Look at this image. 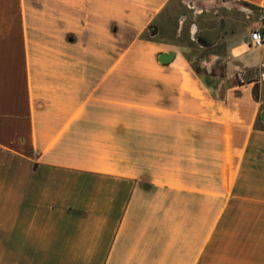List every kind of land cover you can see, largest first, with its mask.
I'll return each mask as SVG.
<instances>
[{
  "label": "crops",
  "instance_id": "1",
  "mask_svg": "<svg viewBox=\"0 0 264 264\" xmlns=\"http://www.w3.org/2000/svg\"><path fill=\"white\" fill-rule=\"evenodd\" d=\"M237 1L260 18L203 56L178 0H0V264H264V0Z\"/></svg>",
  "mask_w": 264,
  "mask_h": 264
},
{
  "label": "rangeland",
  "instance_id": "2",
  "mask_svg": "<svg viewBox=\"0 0 264 264\" xmlns=\"http://www.w3.org/2000/svg\"><path fill=\"white\" fill-rule=\"evenodd\" d=\"M178 1L187 10V14H185L186 24L183 27V32L178 43L191 46L194 51L201 52L200 54L203 56H208V52L213 51L207 50V48L201 47L198 44L197 38L200 30L205 29V27H217L220 20L225 17H238L240 19L239 28H243V26L260 18V12L237 0ZM201 64L203 63L195 62V69L203 71L204 69L201 67Z\"/></svg>",
  "mask_w": 264,
  "mask_h": 264
},
{
  "label": "water",
  "instance_id": "3",
  "mask_svg": "<svg viewBox=\"0 0 264 264\" xmlns=\"http://www.w3.org/2000/svg\"><path fill=\"white\" fill-rule=\"evenodd\" d=\"M225 19L222 18L219 22V25L215 28H205L202 29L198 32V38H197V42L201 47L204 48H210L215 46L220 37L221 34L223 32V30L225 29ZM158 31H152L151 32V37H155L157 36ZM175 58V53L174 52H169V53H162L159 56V61L162 64H168L170 62H172ZM261 120L264 123V110L261 113Z\"/></svg>",
  "mask_w": 264,
  "mask_h": 264
},
{
  "label": "built area",
  "instance_id": "4",
  "mask_svg": "<svg viewBox=\"0 0 264 264\" xmlns=\"http://www.w3.org/2000/svg\"><path fill=\"white\" fill-rule=\"evenodd\" d=\"M250 46L252 48H261L264 46V27L253 30L250 33ZM239 78L243 81V74H239Z\"/></svg>",
  "mask_w": 264,
  "mask_h": 264
}]
</instances>
